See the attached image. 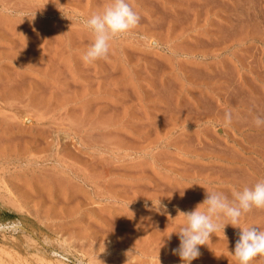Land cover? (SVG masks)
<instances>
[{
    "label": "rangeland",
    "instance_id": "374dc122",
    "mask_svg": "<svg viewBox=\"0 0 264 264\" xmlns=\"http://www.w3.org/2000/svg\"><path fill=\"white\" fill-rule=\"evenodd\" d=\"M110 2L0 0V264H182L178 210L264 178V0H128L137 27L85 63L78 18ZM239 232L192 264H237Z\"/></svg>",
    "mask_w": 264,
    "mask_h": 264
},
{
    "label": "clouds",
    "instance_id": "9594fccd",
    "mask_svg": "<svg viewBox=\"0 0 264 264\" xmlns=\"http://www.w3.org/2000/svg\"><path fill=\"white\" fill-rule=\"evenodd\" d=\"M78 19L93 36V42L83 55L84 62L91 64L106 58L110 42L137 27L140 16L128 0H111L101 12L87 19ZM255 124H264V119L257 117ZM205 190V199L194 210H178L177 216L183 217V224L171 234L179 237V247L173 253L180 257L182 264H192L193 260L198 259L200 247L207 245L215 233L221 230L224 233L228 225L240 229L232 252L237 264H252L256 257H264V231L256 226L239 227L241 217L253 209H264V178L251 187L234 191L231 200L221 191Z\"/></svg>",
    "mask_w": 264,
    "mask_h": 264
},
{
    "label": "bare ground",
    "instance_id": "6f19581e",
    "mask_svg": "<svg viewBox=\"0 0 264 264\" xmlns=\"http://www.w3.org/2000/svg\"><path fill=\"white\" fill-rule=\"evenodd\" d=\"M13 227H15V228H22V229H25V225L23 224V223H15V224H13ZM60 251H55L56 252V254L60 257V258H62V259H69V257H70V255L71 254H73L74 253V251L72 250V248H67L66 246H65V244H63V242H62V244L60 243ZM62 259H60V261H62L63 262V260ZM77 259V258H76ZM79 261V262H78ZM77 261V264H92V263H86V262H84V261H82V259L81 260H78ZM59 262V261H58Z\"/></svg>",
    "mask_w": 264,
    "mask_h": 264
}]
</instances>
